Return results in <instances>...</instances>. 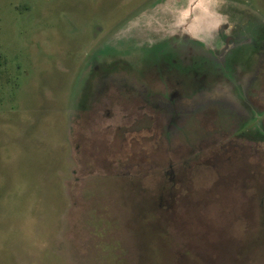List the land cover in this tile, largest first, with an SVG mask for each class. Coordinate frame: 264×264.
<instances>
[{"label":"rangeland","instance_id":"1","mask_svg":"<svg viewBox=\"0 0 264 264\" xmlns=\"http://www.w3.org/2000/svg\"><path fill=\"white\" fill-rule=\"evenodd\" d=\"M0 264H264V0H0Z\"/></svg>","mask_w":264,"mask_h":264}]
</instances>
